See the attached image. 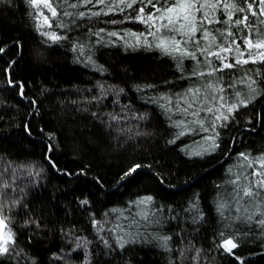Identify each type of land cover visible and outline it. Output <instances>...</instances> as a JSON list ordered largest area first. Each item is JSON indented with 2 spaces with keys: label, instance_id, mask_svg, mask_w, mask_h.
I'll return each mask as SVG.
<instances>
[{
  "label": "trees",
  "instance_id": "1",
  "mask_svg": "<svg viewBox=\"0 0 264 264\" xmlns=\"http://www.w3.org/2000/svg\"><path fill=\"white\" fill-rule=\"evenodd\" d=\"M63 1L52 32L64 38L53 41L27 0H0V214L12 233L0 264H264V206L230 208L228 184L250 174L233 164L241 153L264 156V57L228 73L255 80L258 95L214 153L195 156L167 101L194 85L197 60L140 36L149 31L136 20L140 3L85 11V0ZM248 15L251 29L204 26L217 43L231 30L242 47L264 34V16ZM221 233L238 242L234 255Z\"/></svg>",
  "mask_w": 264,
  "mask_h": 264
},
{
  "label": "snow or ice",
  "instance_id": "2",
  "mask_svg": "<svg viewBox=\"0 0 264 264\" xmlns=\"http://www.w3.org/2000/svg\"><path fill=\"white\" fill-rule=\"evenodd\" d=\"M29 2L33 7H36L37 5H43V7L51 13V17L44 15L42 12L38 13V15L43 17V21L45 24H48V27H52L49 21L51 18L57 17L59 15L58 6L54 5L52 0H29ZM65 2L68 3V7L70 8L77 7V4L70 3L68 0H65ZM93 2L94 0H85V4ZM95 2L98 4H103L105 0H95ZM136 3L144 5L138 9L136 20L145 24L149 29L146 34H140V36H144L145 39L147 36L154 37L158 41L156 43V47L160 48L166 54H176L180 57H188L197 60L199 63L197 55L199 53L208 57L220 59L224 68H232L235 66L233 63L224 62L227 60V57L223 55L224 53L235 52L236 64H246L249 62V60L255 62L257 56L264 57V51H259L256 54L251 52L252 49H264V34H261L255 40L250 38L251 33L249 37L243 38L244 43L250 50L248 53V58H244L245 52L241 45L237 43L235 38L236 34L234 32L231 30H225L224 32H221V36L226 34V36L231 39L217 43V37L213 35V33L207 27L204 26L206 23L209 25L212 23H224L228 24L230 29L231 26H239L243 24L245 27L251 29L248 13L250 12L252 16H264V0H259L258 3H256V0H246L247 8L238 3L237 0H164L163 3H161V0H118L115 5L109 4L108 8L111 10L113 7L119 8L121 5H123L124 7L131 9ZM148 6L154 8L155 11L148 12L146 14L145 9ZM219 9L226 11L227 20L216 19L214 13ZM238 12L245 13V15L242 17L237 16L234 19V14ZM64 14L72 15L69 12H65ZM80 15L83 16L84 13H80ZM93 15H100V13L95 12ZM113 23H115V21H113ZM157 33L160 35L157 36ZM169 33H171V35H169ZM198 33L199 35H197ZM41 34L46 35L53 41H58L64 38L63 36L58 35L56 32H42ZM109 35L116 36L117 33L113 32L109 33ZM140 36H137L138 40L140 39ZM202 40L208 41L206 46L201 45ZM189 43L194 44L195 49L188 48L187 45ZM209 67L212 68V71H209L208 73L199 72L198 74L201 76L205 74L211 76L216 71H222V69L219 67H213L210 61ZM254 84L255 80H252L248 84V87L253 93L256 91V89L253 87ZM207 88L213 90L214 99L219 101V107L215 109L216 112H220L221 109H226L227 113L230 115L237 108V104L247 106V104L252 99L251 96L247 99H242L241 94L237 92V102L228 103L225 96H216V93L224 92L223 87L209 83L207 84ZM201 91L202 89L190 90L194 97H198ZM192 107L193 104L189 103L188 108L192 109ZM200 111V109H194L192 111V115L198 116ZM213 111V108H207L208 113H212ZM227 119L228 115H224L223 112H220V115L216 116V120ZM198 123H200L201 127H203L202 120L198 121ZM212 127H216L215 123H213ZM182 134L183 133H181V135ZM240 156L246 162L242 167L253 168L252 174H254L258 179L255 184L249 181L247 185H244L240 183L241 177L237 176L236 179L231 182L236 185L235 198L237 203H239L241 200H244L245 197L248 198L245 203L254 201L257 198L264 200V156L250 158L244 153H241ZM139 167L140 165L133 166V168L129 169V172L126 173V175H130L131 173L135 172ZM5 187H7V185H5ZM150 200L151 197H147L145 200L139 201L138 203H146ZM253 206L258 207L257 205ZM223 207L224 205L221 204L220 208L223 209ZM260 214L264 215V211H262ZM247 218L251 219V214L248 215ZM259 223L264 225V219L260 220ZM6 226V218L0 214V254L8 252L7 244L12 240V233L10 230L6 235L2 231L4 228H6ZM221 237L222 241L220 246L228 254L234 255L235 253L233 250L239 246L238 242L234 237L227 236L224 233H221ZM167 239V237L164 238L165 242Z\"/></svg>",
  "mask_w": 264,
  "mask_h": 264
},
{
  "label": "rangeland",
  "instance_id": "3",
  "mask_svg": "<svg viewBox=\"0 0 264 264\" xmlns=\"http://www.w3.org/2000/svg\"><path fill=\"white\" fill-rule=\"evenodd\" d=\"M27 1L29 2V0ZM74 1L75 0H71V2H74ZM52 2L54 3V5L58 6L59 14H60V11L62 12L66 11V9L63 11L62 8H59L61 4L64 3L63 0H52ZM94 2L85 4V1H84L82 5H80L81 4L80 3L79 6H81V8L86 11V9H91L94 7ZM30 6L34 12L36 23H37L39 30H41L42 32H52V29L54 27L56 28V24L61 19L59 18V15L57 17L50 19L49 23H51L52 27H48V24L44 23L43 17L39 16L38 13L42 12L44 15H47L49 17H51V13L46 8H44L43 5H37L36 7H33L30 4ZM67 9H71V8L67 7ZM158 35L160 34L157 33V36ZM169 35H171V33ZM153 42L157 43L158 41L155 38H153ZM201 45L204 46L203 44ZM242 49L245 52L244 58H248V53L250 50L248 49L245 43L243 44ZM259 51H264V49H260V50L252 49L251 50L253 54H256ZM223 55L227 57V60L224 62L233 63L235 64V66L232 68H224L223 63L221 62L220 59H217L215 57H208L206 55L200 54L199 64H197L198 66H195L196 68H198V71L194 75V77H196L194 85L191 88L187 89V91H185L184 93H181L180 95H178L174 100L167 101L168 107L170 106L168 112L172 115V117H174L173 122L175 126L178 128L180 135L181 133H183L182 135L191 136L192 140L188 145V149L190 153L195 156L200 157V156L210 155L214 153L217 147L219 136H220L219 132L225 129V127H227L230 124L236 112H238L240 109L247 108L249 105H251L258 95V91H255V93H253L251 89L248 87V84L250 83V81L244 80L243 82L236 83L237 80L231 79L232 77L234 78V76H231L230 74H228L233 69L240 70V71H237V73L240 74L241 68L239 67H242L243 65H245V63H239V64L235 63V60H236L235 52L224 53ZM262 58L263 57L257 56L255 62H252L251 60H249L248 63L256 64ZM209 61L211 62V65L213 67H219L222 69V71H216L211 76L207 74L203 76L199 75L198 74L199 72L208 73L209 71H212V68L209 67ZM200 65H202L203 67H201ZM221 76L223 77L221 78ZM209 83H213L219 87L224 88V92L216 93V96H219V95L225 96L228 103L237 102V98H236L237 92L241 94L242 99H247L250 96L252 97V99L247 104V106L237 104V108L230 115L227 113L226 109H221L220 112H223L224 115H228V119L227 120H216V116L220 115V112L215 111V109L219 107V101L214 99L213 90H210L207 88V84ZM222 83L224 84L229 83V84L223 85ZM191 89H202V91L198 97H194L190 92ZM189 103L193 104L192 109L188 108ZM209 107L214 109L212 113L207 112V108ZM194 109L201 110L198 116L192 115V111ZM201 120L203 121V127H201L200 123H198V121H201ZM213 123H215L216 125L215 128L212 127ZM205 129H208V130H205ZM240 162H242L241 163L242 165L240 166H243L246 163L240 156L235 159L233 164H239ZM236 166L237 165H234L235 168ZM248 169H249L250 174H247L246 176L245 175L241 176L239 174H236V176L241 177V180H240L241 184L247 185L249 181L255 184V182L258 179L254 174H252L253 168H248ZM233 174L231 173V176ZM228 184L229 185L231 184L230 186L233 187V183H228ZM234 190H236V185L234 186ZM244 199L246 200H241L239 203H237L235 196L230 195L229 196V203H230L229 205L231 206L230 208H236L240 210V209L246 208L247 205L264 206V200L260 198H257L256 200L248 202L246 204H244V201H247L248 198L245 197ZM259 200H262V202H260Z\"/></svg>",
  "mask_w": 264,
  "mask_h": 264
},
{
  "label": "water",
  "instance_id": "4",
  "mask_svg": "<svg viewBox=\"0 0 264 264\" xmlns=\"http://www.w3.org/2000/svg\"><path fill=\"white\" fill-rule=\"evenodd\" d=\"M3 231V230H2Z\"/></svg>",
  "mask_w": 264,
  "mask_h": 264
}]
</instances>
